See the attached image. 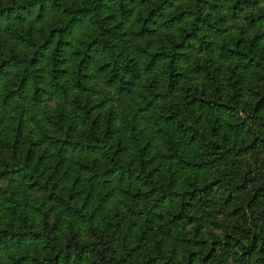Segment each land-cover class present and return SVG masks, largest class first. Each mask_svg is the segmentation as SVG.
I'll list each match as a JSON object with an SVG mask.
<instances>
[{
	"label": "trees",
	"instance_id": "16d2710c",
	"mask_svg": "<svg viewBox=\"0 0 264 264\" xmlns=\"http://www.w3.org/2000/svg\"><path fill=\"white\" fill-rule=\"evenodd\" d=\"M6 16L28 50L0 43V264H264V0H0ZM125 19L157 34L138 48L164 88L118 48ZM142 75L116 126L112 88ZM165 96L161 147L137 116Z\"/></svg>",
	"mask_w": 264,
	"mask_h": 264
},
{
	"label": "rangeland",
	"instance_id": "374dc122",
	"mask_svg": "<svg viewBox=\"0 0 264 264\" xmlns=\"http://www.w3.org/2000/svg\"><path fill=\"white\" fill-rule=\"evenodd\" d=\"M5 1H8V0H5ZM35 14H36V11L28 14L27 22L31 21V22L36 23L35 24L36 27L42 24L48 27L50 26V23L54 22V18L57 13L53 12L50 9H46L42 16L41 15L35 16ZM0 22L2 23L0 26V43L5 53L8 54L11 51L23 53L24 51H27L28 49L26 48V46H24V44L20 43L13 36H11V34L5 29V26H4L6 22L15 23V24H21V23L10 16L0 18ZM85 27L86 25H83L82 27L79 28L78 31L82 33ZM137 27H138V21L125 19L124 25L121 27V30L125 29V31H124L123 39H120L118 41V48L122 49L124 54L129 53V54L135 55V58L138 59L140 67L143 68L142 70L143 74H146L148 78H152L151 75L153 74L157 75L155 78H153V86L155 89L158 90L160 88H164V86L162 85L163 80H164L163 75H162L163 73L160 72L161 64H157L151 67L150 69H146L145 62L147 60V55L142 54L138 48V45H144L149 39L151 41L150 44L152 46H156L158 42V36L157 34H146L144 36H139V34L135 32ZM70 48H73V46H71ZM97 62H98V59H94L92 62L91 69L93 66L96 70H95V76L91 78L90 80L97 82V85H101L102 83L105 85L106 82H104L105 80L104 74H106L107 71H98ZM16 70H17L16 68L11 69V75L14 77H15ZM43 81L44 83L49 84V80L46 77H44ZM145 82H146V78H144L142 75L136 81V85L134 86L133 91L130 93H126V92L119 93L115 89V87L112 88L113 91L110 93V99L107 101L106 106H104V112L107 111L109 104H112L115 106L116 111H117L116 117H115L116 126H123L124 124V117L121 112L122 108H125V110H127L131 114V111H130L131 108L128 107L129 104L131 103L132 106H134V103H136L137 108H138V104L140 103V100H144V94H147L149 96V90H148V87L145 85ZM2 86H3V82L0 83V88H2ZM183 92H184L183 89L176 88L173 91L174 93L173 98L175 100L178 99V94H182ZM42 96L43 98L40 99L38 103V106L41 105V107H39L37 110L40 112L43 111V113H46L48 109L50 112H54L56 108L59 106V104L61 103V101L63 100L61 96H51L47 94H44ZM167 99H168L167 96L156 99L157 101L153 103L150 109L140 112L137 116V118L140 119V125L145 126V128L143 129V136L147 138V135L149 133H153L156 137L158 144L161 147H164L162 145L164 143V138L161 137L159 133H156L154 131V125L151 119V114L153 112H158L159 110L164 111L165 109L163 108L162 104L164 103V100H167ZM179 99L181 100V96L179 97ZM66 100H67L66 102L68 103V105L71 104L70 98H67ZM2 113H3V116H1ZM10 116H11L10 112H5L0 107V129L1 130H5V128L8 129V127L5 126V122H6V119H9ZM101 117L102 118L105 117V113H103ZM122 132H124L123 129L119 131V133H122ZM6 183H7L6 181H0L1 186H6Z\"/></svg>",
	"mask_w": 264,
	"mask_h": 264
}]
</instances>
